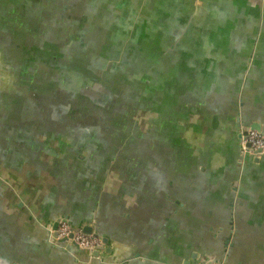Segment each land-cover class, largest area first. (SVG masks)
Returning <instances> with one entry per match:
<instances>
[{"label":"crops","instance_id":"crops-1","mask_svg":"<svg viewBox=\"0 0 264 264\" xmlns=\"http://www.w3.org/2000/svg\"><path fill=\"white\" fill-rule=\"evenodd\" d=\"M80 5L135 14V23L105 30L116 29L136 58L150 62L151 74L141 73L135 91H151L152 104L137 111L135 132L117 145L132 140L127 152H74L58 170L64 152L32 155L16 136L11 111L0 117V174L16 189L0 197V229L8 232L0 237L24 250L31 242L46 245L32 216L46 220L60 211L78 222L94 217L109 238L108 262L92 264L137 254L124 264H176L194 250L221 252L224 245L205 233L204 222L207 204L217 216L226 210V191L239 221L230 261L264 264L257 250L264 224L260 231L252 225L264 222V162L241 167L238 139L240 123L264 121V0H0V29L27 28L36 12L41 27L59 28L47 25V14H76ZM248 245L261 254L246 252Z\"/></svg>","mask_w":264,"mask_h":264},{"label":"water","instance_id":"water-1","mask_svg":"<svg viewBox=\"0 0 264 264\" xmlns=\"http://www.w3.org/2000/svg\"><path fill=\"white\" fill-rule=\"evenodd\" d=\"M56 16L54 18L48 13L47 25L59 24V28L41 27L42 17L40 12H36L33 20L26 23L27 28L0 29V117H6L11 111L9 118L14 119L12 127L16 130V136L21 139L22 145L24 141L27 142V152H32V155H35L34 152H64V157L56 161L58 170L64 158L74 152H127L132 140L123 149L117 145L122 144L123 135L135 132L136 122L141 118L135 120L137 111L145 109V103L152 104L153 95L151 91L145 92V89L140 93L135 91L142 81L141 73L151 74L150 62L136 58L133 51L135 46H124L119 41L121 34H114L116 29H112L113 34L108 33L109 29L105 30L111 23L122 27L135 23V14L105 13L100 7L88 12L87 7L80 5L76 14L63 12ZM71 17L76 19L72 21ZM23 22L21 18L15 24ZM115 39L118 43L112 45L110 41ZM131 51L132 54L129 53ZM233 95L236 99V94ZM239 99L243 107L242 95ZM138 102L141 104L135 106ZM115 103L119 106H110ZM7 104L10 105L9 110ZM261 117L253 123L243 122L239 125L241 167L264 162V147L254 149L244 144L242 137L243 132L251 130L264 135ZM133 151H136L134 146ZM238 186L236 180L232 190L238 192ZM0 187L2 199L3 191L9 188L16 191L2 174ZM221 192L224 190L221 189ZM225 193L229 197H226V205L229 204L226 210L217 216L211 213L210 203L207 204V219L204 222L205 233L224 245L221 252L210 254L194 250L188 259L176 264H234L230 261V255L236 243L239 221L234 216L237 207L232 192L229 195ZM19 205L23 206V201ZM32 217L41 232L44 231L46 245L31 242L24 250L18 241L10 240L7 243L10 236L7 242L1 236L0 264L108 262L106 251L109 238L101 231L94 217L78 222L60 211L46 220ZM62 222H67L72 230L71 235L65 238L58 235V227ZM259 224L264 222H252L257 231H260ZM79 231L100 237L102 245L97 249L79 246L74 241V235ZM252 241L256 246L259 245L260 236ZM257 247L264 253V245ZM51 250H59L67 258L53 257ZM257 250L250 245L246 247V252L261 254ZM135 257L139 258L140 255L127 256L119 264Z\"/></svg>","mask_w":264,"mask_h":264},{"label":"built area","instance_id":"built-area-1","mask_svg":"<svg viewBox=\"0 0 264 264\" xmlns=\"http://www.w3.org/2000/svg\"><path fill=\"white\" fill-rule=\"evenodd\" d=\"M244 144H249L254 149L264 147V135L256 130L243 132ZM72 233L71 227L67 222H62L58 227V235L61 238L70 236ZM74 241L76 244L87 249H97L102 245L100 237L95 235L87 234L84 232H76L74 235Z\"/></svg>","mask_w":264,"mask_h":264}]
</instances>
